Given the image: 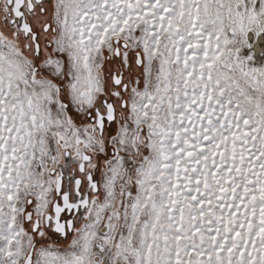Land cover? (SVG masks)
<instances>
[{
	"label": "snow or ice",
	"instance_id": "snow-or-ice-1",
	"mask_svg": "<svg viewBox=\"0 0 264 264\" xmlns=\"http://www.w3.org/2000/svg\"><path fill=\"white\" fill-rule=\"evenodd\" d=\"M0 264H264V0H0Z\"/></svg>",
	"mask_w": 264,
	"mask_h": 264
}]
</instances>
